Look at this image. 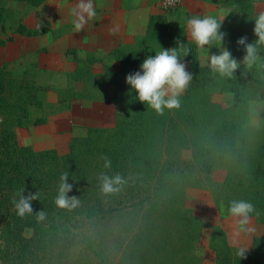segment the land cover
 Listing matches in <instances>:
<instances>
[{
    "label": "trees",
    "instance_id": "trees-1",
    "mask_svg": "<svg viewBox=\"0 0 264 264\" xmlns=\"http://www.w3.org/2000/svg\"><path fill=\"white\" fill-rule=\"evenodd\" d=\"M17 1L25 2L30 12L45 0ZM201 1L228 11L218 19L223 41H213L209 53L226 48L239 62L245 52L236 41L243 36L246 43H255L254 21L262 13L256 3L264 0ZM7 9L0 4V30L7 27ZM180 15L179 6L149 14L143 33L106 54L79 57L75 48H68L65 63L71 68L63 71L64 86L49 83V71L36 61L16 68L0 64V264H202L195 246L204 229L209 230L214 264H264V107L259 112L263 125L247 124L249 100L264 99V46H257L256 66L239 65L232 76H221L201 63L200 49L179 24L201 16ZM65 31L32 27L20 18L12 34L52 33L56 38ZM12 34L0 37V46L13 41ZM177 40L184 44L178 55L191 80L179 106L158 113L139 102L118 74L138 71L146 56L160 47H177ZM116 62L119 70L114 69ZM96 64L99 73L94 72ZM215 94H228L229 104L216 102ZM74 99L114 102V124L87 127L85 135L69 139L63 154L19 143L16 128L48 123L52 115L68 112ZM32 108L43 113L31 118ZM101 156L110 161L109 167ZM216 170L224 171L221 180H214ZM63 172L73 184L67 195L76 198L75 206L56 203ZM101 174L119 175V190L104 193ZM190 187L208 189L215 207L226 214L233 200L254 205L249 217L263 225V233L252 238L246 258H239L241 247L230 245L223 227L187 205ZM21 189L24 195L38 196L31 202L32 212L23 216L13 203ZM78 245V257L71 259V249Z\"/></svg>",
    "mask_w": 264,
    "mask_h": 264
},
{
    "label": "crops",
    "instance_id": "crops-1",
    "mask_svg": "<svg viewBox=\"0 0 264 264\" xmlns=\"http://www.w3.org/2000/svg\"><path fill=\"white\" fill-rule=\"evenodd\" d=\"M92 2L96 16L85 24L82 31L76 32L72 24L74 17L70 13L78 0H45L27 13L24 20L36 19L39 22L36 27L50 29L65 27L66 31L56 38L52 33L25 36L28 37L26 40L24 35H13V41L0 46V54L5 55V61L16 60L17 63L23 64L36 61L39 67L49 71L47 75L49 83L64 86L66 77L63 71L66 67L71 68L65 63V51L68 48H75L79 57H84L87 52L106 54L120 43L132 42L135 35L144 32L149 14L160 12L158 0H92ZM12 4L9 6L12 7ZM179 10L201 17L212 15L217 19H224L228 14L226 8L201 0H182ZM179 24L191 39L188 36L187 20L182 19ZM112 28L118 29L115 34L110 33L109 29ZM40 36L45 37L44 43L32 44V38ZM199 49V58L203 63L202 56L205 52L208 57L211 56L209 45ZM119 68L120 65L116 62L114 69ZM94 72H100L99 65L94 66ZM118 76L120 80L125 79V74L121 71ZM75 87L81 89L82 83L76 82ZM106 93L111 95V86L106 88ZM117 110L118 106L114 102L74 99L68 112L50 117L52 125L48 121L39 125L28 123L25 127L16 128L18 141L37 150L55 148L58 153L63 154L68 151L69 139L72 136H83L87 127L112 126ZM36 111L40 112L41 109L32 108L31 118L39 114Z\"/></svg>",
    "mask_w": 264,
    "mask_h": 264
},
{
    "label": "clouds",
    "instance_id": "clouds-1",
    "mask_svg": "<svg viewBox=\"0 0 264 264\" xmlns=\"http://www.w3.org/2000/svg\"><path fill=\"white\" fill-rule=\"evenodd\" d=\"M70 15L74 17L72 24L76 32L83 30L86 23L96 16V10L92 0H78L72 8ZM222 21L215 16L204 17L193 16L187 20L188 36L197 48H204L211 45L213 41L222 42L225 36L221 29ZM117 28L109 29L111 34H115ZM256 36L255 43H246L247 37H240L236 41L237 45L244 46V62L249 66L257 59V46H264V12L258 14L254 21L253 28ZM178 46L174 48H162L154 55L144 58L139 66V70L129 73L125 77V82L131 90L136 93V99L141 103H146L156 112H162L164 108H175L179 106V96L188 86L191 80V73L186 70V65L181 62L178 49L184 48V44L177 40ZM188 54L187 49L184 52ZM207 66L214 73L221 76L230 77L239 68V62L232 57L231 52L226 48L219 54H212L208 57ZM104 159V166L109 167L110 161ZM101 190L104 193H113L119 190L123 183L119 175L109 177L101 174ZM69 173L63 172L60 175V184L56 203L60 207L75 206L76 198L69 197L67 193L72 190L73 184L69 183ZM24 189L18 193L19 199L14 200V207L17 215L23 216L32 212V201L38 199L36 193L24 195ZM255 207L251 202L243 200H233L228 207V214L237 219L239 225L248 223L249 214L255 212ZM39 218H43V213H39ZM247 248H240L237 255L239 258H246Z\"/></svg>",
    "mask_w": 264,
    "mask_h": 264
},
{
    "label": "rangeland",
    "instance_id": "rangeland-1",
    "mask_svg": "<svg viewBox=\"0 0 264 264\" xmlns=\"http://www.w3.org/2000/svg\"><path fill=\"white\" fill-rule=\"evenodd\" d=\"M10 3L12 7L9 6ZM0 4L7 7L8 11L6 13V24L7 27L0 30V37H6L9 34H12V29L17 24V21L20 18H23V21L26 22L29 26L36 27L39 23L36 19L34 20H24V17L27 15L28 9L27 4L22 1L17 0H0ZM22 6V7H21ZM256 10L260 12H264V1L258 2L256 4ZM160 11V10H159ZM181 19L182 16H185V13L181 11ZM12 35H17L13 33ZM21 36V35H20ZM23 36V35H22ZM50 35H48L49 37ZM25 40L28 37H25ZM45 41V37H35L32 38V44L38 45L43 44ZM5 55L0 54V64L3 62L9 63V68H16L18 66L24 65L23 63H17V61H5ZM208 55L206 52L202 56L203 64H207ZM259 61V56L257 55V59L254 60L250 66H256ZM240 66H249L246 62H244L243 57L239 60ZM47 77V76H46ZM48 78V77H47ZM48 81V80H47ZM49 100L55 102V98L52 93L48 95ZM213 99L216 102L221 103L222 105H227L230 102V96L228 94H215ZM248 119L247 124L252 128H259L261 127L262 121L259 117V112L262 107H264V99L256 98L249 100L248 104ZM36 116H39L43 113L41 110ZM34 115V114H33ZM32 116V115H31ZM34 115V117H36ZM51 120L49 119V124H51ZM52 125V124H51ZM85 135V134H84ZM82 136V135H81ZM224 171L223 170H216L213 173L214 180L218 181L221 180L223 177ZM186 203L188 206L192 207L196 214L200 215L203 219H209L212 223L218 224L224 228L227 234L228 241L231 246H238L241 248H249L251 244V240L255 236H261L263 233V225L254 221L252 217H249L248 223L245 225H239L237 223L238 218H234L229 214H226L223 209H218L212 202V197L210 191L208 189H200V188H187L186 189ZM209 235V230H203V237L195 246V252L199 255L202 259V264H214V253L213 251L207 246V238ZM78 252H80V247L75 246L71 249L70 257L71 259H76L78 257ZM87 260V259H86ZM92 260L89 262L81 261L80 264H93Z\"/></svg>",
    "mask_w": 264,
    "mask_h": 264
},
{
    "label": "built area",
    "instance_id": "built-area-1",
    "mask_svg": "<svg viewBox=\"0 0 264 264\" xmlns=\"http://www.w3.org/2000/svg\"><path fill=\"white\" fill-rule=\"evenodd\" d=\"M182 0H158L159 10L165 11L170 8H175L181 4Z\"/></svg>",
    "mask_w": 264,
    "mask_h": 264
}]
</instances>
